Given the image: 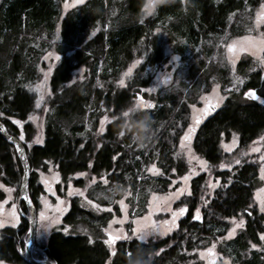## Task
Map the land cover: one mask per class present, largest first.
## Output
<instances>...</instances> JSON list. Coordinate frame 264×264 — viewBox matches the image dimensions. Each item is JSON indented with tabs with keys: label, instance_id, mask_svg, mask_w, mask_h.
I'll use <instances>...</instances> for the list:
<instances>
[{
	"label": "trees",
	"instance_id": "trees-1",
	"mask_svg": "<svg viewBox=\"0 0 264 264\" xmlns=\"http://www.w3.org/2000/svg\"><path fill=\"white\" fill-rule=\"evenodd\" d=\"M261 1L176 0L144 16L142 0H86L65 14L62 0H0V122L14 137L20 139L23 134L20 140L30 166L28 191L33 205L38 207L43 192L38 171L46 170L50 162L65 183L80 172L106 174L110 184L99 181L87 191L90 199L103 204L110 199L100 197L101 191L119 197L110 191L115 182L122 189L132 188V208L154 191H167L172 179L188 170L186 161L177 156V147L190 121L191 104L210 88L212 80L225 84L230 78L227 62L215 58V52L220 42L247 31L248 17ZM166 43L181 59L176 77L153 94L143 93L141 88L152 83L150 69L166 61ZM49 50L61 57L50 76L52 95L45 113L44 141L29 145L35 134L28 120L36 105L32 86L40 78L41 59ZM138 57L142 63L127 85L121 86V73ZM249 63L242 60L237 67L246 76L243 86L256 88L264 96V78L260 71H249ZM79 67H86L84 78L71 82ZM137 96L151 98L153 105L143 109L153 117L155 134L143 149L135 147L127 135H117L112 120L99 131L105 114L111 117ZM232 132L240 135L242 149L264 132V104L243 98L241 90L228 95L224 105L199 126L194 149L216 165L224 157L221 141ZM152 164L161 169L160 174L147 172ZM216 174L223 185L205 206L201 196L207 174L192 179L190 195L178 202L186 207L185 212L170 234L147 241L125 238L113 249L101 234L110 214L96 215L74 196L64 223L83 222L102 236L54 229L33 256L56 264H127V255L142 247L154 254L152 264H199L194 252L224 236L229 219L243 214L244 228L220 249L236 264H264V213L253 206L260 184L259 165L244 162ZM23 177L15 145L0 132V181L21 188ZM74 184L85 186V179H75ZM4 198L0 189V200ZM19 203V224L0 231V260L32 264L26 255L29 207L24 200ZM199 207L202 215L194 219ZM252 244L263 249H252Z\"/></svg>",
	"mask_w": 264,
	"mask_h": 264
},
{
	"label": "rangeland",
	"instance_id": "rangeland-1",
	"mask_svg": "<svg viewBox=\"0 0 264 264\" xmlns=\"http://www.w3.org/2000/svg\"><path fill=\"white\" fill-rule=\"evenodd\" d=\"M86 0H83L82 3H84ZM81 3L77 2V0H62V13L65 14V12ZM67 5V6H66ZM262 5H264V0L261 1V3L252 10V13L248 17V28L245 33L230 37L228 39H225L224 41L220 42L219 49L215 52V58L219 57V61H226L228 64L229 72H230V78L227 81V83H223L221 81H215L212 80L210 88L205 91L203 90L196 100L195 103L191 104L190 106V114H189V124L187 128L184 130L182 136L180 137L179 144L177 147V156L182 158L186 161L188 165V170L183 175H178L172 179V183L167 191L165 192H158L154 191L149 194V197L146 201L139 202L135 204L132 208V203L130 202V199L134 196V192L131 187H125L122 191L117 192L119 193V197L112 198L110 195H106L105 192L101 191L99 196L109 198L110 201H108V204L100 203L96 200L90 199L88 197L87 191L89 188L93 187L97 182H102L104 185L110 184L109 179L107 178L106 174L102 176H96L94 174H90L89 172H80L84 175H79L80 173L75 174L73 177L70 178L69 182L65 183L63 182L60 173L58 172L56 166L50 162L46 170H39L38 171V180L42 185L43 192L39 196V205L36 209V237L34 242L33 251L34 254H36L39 251V246L41 243L45 242L51 232L54 229H60L63 230L65 233L70 234H89L93 237L103 235L104 240H108L109 235L116 236L120 235L122 239L125 238H136V235L133 234L132 230L136 228V224L134 221L142 220L145 217L149 216V212H152V215L150 217L153 221H169L171 222L173 220L172 212L177 211L179 208L184 207L183 205H179V200L184 197L185 195H188L187 193H191V183L192 179L199 174L206 173L207 174V181H206V189L204 191L203 197V206L207 205L211 199L214 197L215 191L220 188L223 185L222 178L217 176L216 172L218 170H233L236 166H239L243 164L244 162H253L257 163L259 165V178H260V184L257 187L255 193H254V199H253V206L260 211V201L264 200V192H261V189H264V179L261 178L264 173H262V166H264V160H261L260 157L264 156V139H261V137H264V132L260 134L257 138L252 140L250 144L246 148L240 147V135L237 132H232L228 138H223L221 141V147L224 154L223 160L218 164H211L204 156L197 153L194 149L193 142L196 135V132L199 128V126L210 116H212L217 110H219L225 103L226 98L228 95H230L232 92H236L241 90L243 98H247L244 95L246 91H248V88H244V77L243 75H240L237 72V67L240 61L242 60H250V63L248 64V70L249 71H260L262 78H264V66H261L258 61V57H264V51L259 52L257 55H253L250 51H241L238 55L234 56V62L229 60V56L232 55L235 52V45L234 42L241 41V38L243 37H257L261 36V34H264V23H260L257 26V13L264 11V8H262ZM143 12V11H142ZM144 16L150 15L145 14L143 12ZM264 38V37H262ZM229 45H233V53L229 52ZM165 53H166V61L157 67H154L151 70L153 73V79L152 83L149 86H145L141 88V92L153 94L159 88L163 86L170 85L175 77L176 72L178 71L180 65H181V59L180 56L176 53H174L170 47L169 44H165ZM51 54V55H50ZM175 56L177 59L173 60L172 57ZM58 57V59H57ZM60 55L54 51L49 50L47 51L43 58L41 59L40 63V78L34 83L32 86V89L34 90L37 85H40L44 91L43 99L40 102V106L37 107L35 105V110L30 115L33 117V119L30 120L34 127H35V134L33 136V139L29 141L27 144L31 145L33 143H37L39 140V143H43L44 141V128H45V113L48 108V99L52 95L51 87H50V76L57 65V63L60 60ZM138 61V63H137ZM143 58L138 57L136 58L120 75L119 81L121 79L124 80L123 86L127 85L129 77L134 73V71L138 68V66L142 63ZM49 68H51V71H49ZM131 68V72H129V69ZM86 72V67H79L76 69L73 73V78L71 82L81 80L84 78ZM127 73V75H125ZM47 74V75H46ZM165 77H167L166 82H162L165 80ZM237 79H239V83H237ZM257 91V90H256ZM258 92V91H257ZM259 93V92H258ZM36 100L38 98V93L35 91ZM259 99H257L260 103L264 100V96H261L259 94ZM141 100L144 102H148L152 104L151 98H142ZM222 98V99H221ZM137 103V99L135 100ZM264 104V103H262ZM29 116V117H30ZM107 117V120L104 124V130L109 121H111V117L108 114H105L102 119ZM101 119V120H102ZM199 121L197 124L196 121ZM101 122V121H100ZM194 125L195 130L190 134L189 138L185 140L184 145L185 147L182 149L181 146V138L185 136V134L189 130V126ZM101 127V123H100ZM99 127V129H100ZM235 134V136L233 135ZM234 145V146H233ZM225 146H228L231 148V151H226ZM187 147L191 148V154H193L196 159H192L189 161V156L186 154ZM258 148L259 151L252 152L249 149L250 148ZM246 152L247 155H240L241 152ZM238 158L241 162L239 164L235 163V159ZM199 160H204L207 162V164L204 166L206 170H202V166L199 163ZM230 165V167H223L221 168L220 165ZM155 166L156 169H159L158 173L147 172L153 176L158 175L161 173V169L155 165L152 164L148 168H151ZM30 175V172H29ZM28 175V177H29ZM187 176L188 179L185 180L184 177ZM83 178L85 179V186H77L74 184L75 179ZM104 180H107L108 183L105 184ZM211 185H214L212 187ZM0 189L5 192V198L3 200H0V220L4 221L5 226H17L20 222V218L22 215V209L20 207V195H21V188L16 186H7L4 185L0 181ZM6 189H11V192L6 191ZM177 189H180L182 195H180L179 199H173L171 202V209L172 211H155L154 209H150V202H152L153 197H163L170 193H175ZM73 192V195H69V192ZM77 191L83 192V196L76 194ZM116 193V194H117ZM74 196H79L81 198V204L83 207L87 210H90L96 215H101L104 213H109L110 218L108 219L106 225L101 229L102 232L97 233L94 232L91 228L88 227V225L84 224L83 222L77 223L76 225L64 223V216L71 208V199ZM108 200V199H106ZM22 201V200H21ZM120 201H123L124 207L122 209ZM91 202V203H89ZM15 204V209H13V205ZM57 209H62V211H57ZM199 217L202 215V207H199ZM15 212V218H13L10 213ZM41 212H44L45 217L47 219H41ZM29 213V212H28ZM264 213V212H261ZM197 215V210H196ZM52 217H58V223L51 224V218ZM182 215H177L175 218L174 225L171 226L170 231H166L163 235L160 233H153L146 237L145 240L147 241L150 238H158L163 237L168 234H170L173 230L176 229L179 220L181 219ZM93 219V218H92ZM240 219L244 220L243 227H235V224H237ZM96 221H98L96 219ZM95 222V221H94ZM111 223V228H109V224ZM246 223V217L243 214H240L238 216L232 217L229 219V228L227 233L224 236L219 237L217 240L212 241L210 245H208L205 248L198 249L194 252L195 258L198 261L199 264H236L233 260V257L228 256L226 252L221 251L220 245L231 238L235 237L241 229L244 228ZM45 225H50L49 227L45 228ZM3 227H0V231ZM67 229V231H65ZM107 230V231H106ZM234 230V234L229 236V231ZM101 235V236H102ZM29 234L26 236V240L29 238ZM115 240L114 243H112L111 247L114 248V245L117 241ZM257 245V244H255ZM214 246V247H213ZM211 249V252L208 250ZM256 250H262L261 245H257ZM203 253V255H201ZM36 256V255H35ZM37 258V257H36ZM39 259V258H37ZM43 260V259H42ZM193 260H190V263ZM2 264H11L6 261L0 260Z\"/></svg>",
	"mask_w": 264,
	"mask_h": 264
},
{
	"label": "snow or ice",
	"instance_id": "snow-or-ice-1",
	"mask_svg": "<svg viewBox=\"0 0 264 264\" xmlns=\"http://www.w3.org/2000/svg\"><path fill=\"white\" fill-rule=\"evenodd\" d=\"M77 2L82 3L83 0H77ZM150 2H151V0H149V3ZM145 8L148 9V12H145V14H148V13L151 12V8L149 7V4H145ZM262 8H264V5H262ZM260 23H264V11L257 13V26ZM262 37H264V34H261V36H257V37L248 36V37L241 38V41L234 42V45H235V52L234 53H233V45H229L228 46L229 47V52L233 53L232 55L229 56V60L234 62V56L238 55L239 52H241V51H250V52H252V54L254 56L257 55L259 52L264 51V38H262ZM57 59H58V57H57ZM172 59L175 60L177 58L175 56H173ZM258 61H259V64L261 66H264V57H258ZM137 63H138V61H137ZM49 71H51V68H49ZM129 72H131V68L129 69ZM125 75H127V73H125ZM166 81H167V77H165V80L162 81V82H166ZM236 82L239 83L241 81H239V79H237ZM119 83H120L121 86H123L124 80L121 79L119 81ZM34 90L38 93V98L36 100V106L39 107L40 106V102L43 99L44 91H43V89H42V87L40 85H37ZM244 95L246 97H250L253 100L259 99V97L257 96L256 92L253 91V90L245 92ZM136 99L138 101L137 102L138 105L141 108H143V109H151L153 107V105L151 103L144 102L143 100H141V98L139 96H137ZM261 102L264 103V100H262ZM29 119H33V117L30 116ZM106 120H107V117H105L104 119L101 120V122H100L101 123V127L99 129L100 132L104 131V124H105ZM14 123L19 124L20 121H14ZM196 123L198 124L199 121L197 120ZM194 130H195L194 125H190L188 132L185 134L184 137L181 138L182 149L185 147V145H184L185 140H187L189 138L190 134ZM0 131H4L3 127H0ZM233 135L235 136V134H233ZM20 139L21 140L24 139L22 133L20 135ZM261 139H264V137H261ZM39 142L40 141L38 140L37 143H39ZM225 150L226 151H231V148L228 147V146H225ZM249 150L252 151V152L259 151L258 148H254V147L250 148ZM186 154L189 156V161H191L192 159H196V157L193 154H191V148L190 147H187ZM240 155H247V153L242 151L240 153ZM21 158H23V157H21ZM260 159L264 160V156H261ZM240 162L241 161L238 158L235 159V163L236 164H239ZM199 163L202 166V170H206L204 168V166L207 164V162L204 161V160H199ZM220 167L221 168L230 167V165L221 164ZM147 170L149 172H153V173H158L159 172V169H156L155 166H153L151 168H148ZM262 173H264V166H262ZM79 175H84V174L80 173ZM261 178L264 179V175H262ZM184 179L187 180L188 177L185 176ZM104 183L107 184L108 181L104 180ZM211 186L214 187V185H211ZM0 187H2V186H0ZM6 191L11 192V189H6ZM260 191L264 192V189H261ZM76 194L83 196V192L77 191ZM182 194H184V193H182L180 189H177V191L175 193H170V194H168L166 196H163V197H155L154 196L152 202H150V209H154L155 211H165V212L172 211V209H171L172 200L173 199H179L180 195H182ZM187 194L190 195V193H187ZM69 195H73V192L70 191ZM201 199L203 200L204 197L201 196ZM89 203H91V202H89ZM120 203H121V207L123 209V207H124L123 201H120ZM15 207L16 206L14 204L13 205V209H15ZM57 211H62V209H57ZM260 211L264 212V200L260 201ZM184 212H185V208L181 207L177 211L172 212L173 220L171 222H169V221L157 222V221H153V220L150 219V217L152 215V212L150 211L148 217H145V218H143L142 220H139V221H134V223L137 226H136V228H134L132 230V232H133L134 235H136L137 239H139L141 241L145 240V238L148 235L153 234V233H157L158 232L161 235H163L166 231H170L171 230V226L174 225L175 218L177 217V215L178 214L179 215H183ZM198 213H199V209H197V215L194 217V219H199L200 218ZM10 215L13 218H15V212H11ZM40 215H41V219L42 220L43 219H47V217H45L44 212H41ZM56 223H58V217H52L51 218V224H56ZM3 225H4V221L0 220V227H3ZM243 225H244V220L240 219V221L237 224H235V227H241L242 228ZM49 226L50 225H45V228H47ZM109 228H111V223L109 224ZM65 231H67V229H65ZM233 234H234V230H230L229 231V236H231ZM121 238L122 237L120 235H116V236L109 235V238H108V240L105 241V243L108 244L111 247L112 243H114L115 240H119ZM261 239L264 240V235L261 236ZM89 242L91 243V239L89 240ZM252 247L256 248L257 245L252 244ZM208 251L211 252V249H209ZM201 255H203V253ZM0 264H2V262H0Z\"/></svg>",
	"mask_w": 264,
	"mask_h": 264
},
{
	"label": "clouds",
	"instance_id": "clouds-1",
	"mask_svg": "<svg viewBox=\"0 0 264 264\" xmlns=\"http://www.w3.org/2000/svg\"><path fill=\"white\" fill-rule=\"evenodd\" d=\"M176 0H142V11L148 12L145 4H149L153 14L161 6H167L175 3ZM112 122L118 128L117 135H127L133 145L137 148H146L148 144L154 139L153 117L141 108L138 103L133 102L120 109V111L111 116ZM119 182L113 183L110 191L113 194L122 191ZM146 239V238H145ZM153 253L138 247L135 251L130 252L127 257V264H152Z\"/></svg>",
	"mask_w": 264,
	"mask_h": 264
},
{
	"label": "water",
	"instance_id": "water-1",
	"mask_svg": "<svg viewBox=\"0 0 264 264\" xmlns=\"http://www.w3.org/2000/svg\"><path fill=\"white\" fill-rule=\"evenodd\" d=\"M250 90L255 91L257 96H259L256 89L251 88L248 91H250ZM248 91H246V92H248ZM248 98L251 99L250 97H248ZM0 127H3V129H4V131H0L3 134V136L15 145L16 150H17V155H18L19 160H20V162L24 168V177H23V181L21 184L20 201L24 200L29 207V215H26L27 219L30 222V236L26 242L27 259L32 264H56V263H54V262H52L46 258L42 260V259H37L33 256V247H34V242H35V237H36V209H35V206L33 205V203L31 202V198H30L29 191H28V175L30 172V166L28 163L26 150H25V147H24L22 141L16 137H14L10 133H8L5 125L2 122H0ZM21 157H23V158H21Z\"/></svg>",
	"mask_w": 264,
	"mask_h": 264
},
{
	"label": "flooded vegetation",
	"instance_id": "flooded-vegetation-1",
	"mask_svg": "<svg viewBox=\"0 0 264 264\" xmlns=\"http://www.w3.org/2000/svg\"><path fill=\"white\" fill-rule=\"evenodd\" d=\"M251 88H253V87H249L248 89H251ZM254 89H256V88H254Z\"/></svg>",
	"mask_w": 264,
	"mask_h": 264
}]
</instances>
